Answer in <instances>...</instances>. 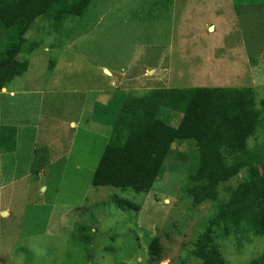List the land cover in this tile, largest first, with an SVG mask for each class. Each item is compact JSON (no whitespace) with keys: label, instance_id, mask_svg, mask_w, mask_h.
I'll return each instance as SVG.
<instances>
[{"label":"rangeland","instance_id":"374dc122","mask_svg":"<svg viewBox=\"0 0 264 264\" xmlns=\"http://www.w3.org/2000/svg\"><path fill=\"white\" fill-rule=\"evenodd\" d=\"M27 36L39 45L18 56L33 62L29 80L24 73L9 87L33 94L17 96L12 120L22 122L27 112L39 124L6 157L11 168L0 179L6 183L0 208L8 203L11 211L0 215V264H152L148 244L155 236L162 245L159 264H198L190 251L217 207L230 198L229 190L247 176L246 169L220 186L217 202L198 206L184 191L189 163L168 161L149 193L96 187L92 177L117 120L116 110L107 113L98 97L111 94L123 102L153 88L234 84L253 86L261 109L264 0H91L83 16H70L60 26L52 18H38ZM204 50L209 57L219 55L218 62L207 64ZM148 69L157 73L147 82ZM211 70H218V79L209 77ZM123 75L128 78L120 80ZM71 120L79 123L73 126ZM261 130L249 138V147L264 143ZM58 138L64 146L73 139L74 154L73 146L65 156L54 153L43 175H34L32 140L52 149L49 140ZM113 196L140 210L118 207ZM216 241L225 264H251L264 252V235L254 232Z\"/></svg>","mask_w":264,"mask_h":264},{"label":"trees","instance_id":"16d2710c","mask_svg":"<svg viewBox=\"0 0 264 264\" xmlns=\"http://www.w3.org/2000/svg\"><path fill=\"white\" fill-rule=\"evenodd\" d=\"M90 4L91 0H0V94L29 68L28 58L18 56L39 47L27 36L36 20L52 18L60 26L70 16H83ZM116 99L107 105V113L116 110L117 120L93 174L94 186L149 193L164 176L168 161L189 163L184 191L198 206L217 202L220 186L246 169L247 176L229 190L230 198L217 207L190 253L198 264H225L219 237L246 231L264 235V143L248 145L249 138L264 128V100L257 108L253 86L153 88L141 97ZM15 136L16 128L0 124V149L6 147L3 139ZM50 163V148L37 147L34 175ZM113 197L120 208L140 210L138 204ZM148 245V263L159 264L160 238H151ZM251 264H264V252Z\"/></svg>","mask_w":264,"mask_h":264},{"label":"crops","instance_id":"0c3cea01","mask_svg":"<svg viewBox=\"0 0 264 264\" xmlns=\"http://www.w3.org/2000/svg\"><path fill=\"white\" fill-rule=\"evenodd\" d=\"M215 27L213 25H210L209 26V29L213 30ZM213 49V46H210L209 50ZM50 51V47L48 46H44V52H49ZM200 51V50H199ZM208 50H204L205 54H201V52H199L201 54V56L204 58V61L209 64V63H214V62H218V56H211L209 57V54H206ZM198 53V52H196ZM198 53V54H199ZM19 58V57H18ZM21 60V59H20ZM24 60V59H23ZM48 63V65L50 66L49 68L50 69H53L54 67H56L55 65V62L54 60H50V61H46ZM54 62V63H53ZM32 60H31V64L29 65V68L28 70L25 72L28 74V80H29V74L31 73V67H32ZM52 63V65H51ZM47 65V64H46ZM46 67V66H45ZM55 69V68H54ZM108 70V69H106ZM109 71V70H108ZM153 72H154V75L157 73L155 72L154 69H148L146 70V74L149 75V77L145 78L146 81L148 82V80L150 79H153L154 78V75H153ZM162 74V72H160ZM152 74V76L150 75ZM108 75H111V72L109 71V74ZM217 75H218V70H211L210 72V75L209 77L213 80H216L218 79L217 78ZM104 76H107V75H104ZM158 76V75H156ZM19 77V76H18ZM165 76L164 75H161V76H158L157 78H164ZM17 78V77H16ZM128 78V76H122L120 78V80L122 79H126ZM136 79V78H135ZM10 85V84H9ZM9 85L4 88L0 94V124L2 126H6V127H13V128H16V136L13 138V139H9V138H5L2 140V142L4 143L3 145H6V147H1L0 149V179L2 178V176L5 175V172L7 170H9L11 168V165L10 167H7V164H9V161L6 157L11 156L12 154H15L18 150V147L21 145V143H23V137L25 136V134L27 133V131L29 129H37V126H38V122L34 120V117L32 115H29L26 114L24 115V118H22V122H18V121H14L12 120V117H13V111H12V107L13 105L15 104V101L17 100V96L18 95H23L27 98H31V94H33V91H29V90H22V91H17L13 88H10ZM223 85V84H222ZM230 86V85H229ZM231 86H235L234 84H231ZM34 88V87H33ZM101 92H107L105 90H102L100 91ZM101 96V95H100ZM107 96H112V98L114 97L113 95L111 94H107L106 97H98V99L102 98L104 102H106L105 106H107L109 104L110 101L107 99ZM26 101V100H25ZM3 102L4 104V109H2L1 107V103ZM24 102V100H23ZM99 103V101H98ZM84 104V103H83ZM101 104V103H100ZM54 120V119H53ZM70 122H72V125L74 126L75 122H78L79 121H75V120H71ZM80 124L77 125V129L79 127ZM74 130L76 131V128H74ZM33 136L37 137V131H34L33 132ZM34 140V139H33ZM33 140H32V144L33 145L31 147V161L33 162V159H34V151L36 149V147H38L39 145L41 144H33ZM37 140V139H36ZM51 141V146H52V149L50 148L51 150V162H52V155L55 153V154H61L62 155H66L67 152L69 153L70 152V148L72 149V146H73V149H72V155L74 154L75 152V144H74V141L73 139H71L69 141V143H65V146H64V142L62 143V139H52V140H49ZM54 142H55V145H54ZM76 142H77V139H76ZM75 142V143H76ZM37 143V142H36ZM88 144V143H87ZM43 145V144H42ZM34 148V150H33ZM3 160H4V164L3 163ZM60 160V159H57V161ZM54 161V160H53ZM50 165V164H49ZM14 168V167H13ZM46 169V168H45ZM41 170L40 173L37 175L38 177L39 176H42L43 175V172L44 170ZM11 177H15V173L12 174ZM6 183L3 182V180H0V189L5 185ZM45 188V185H43V189ZM3 201V200H2ZM1 202V200H0ZM0 206H2V203H0ZM5 208L4 209H1L0 210V215L1 216H8L9 213H10V204L8 203H5L3 205ZM1 237V236H0Z\"/></svg>","mask_w":264,"mask_h":264},{"label":"water","instance_id":"95a60500","mask_svg":"<svg viewBox=\"0 0 264 264\" xmlns=\"http://www.w3.org/2000/svg\"><path fill=\"white\" fill-rule=\"evenodd\" d=\"M106 73H107V74H109V71H108V70H106Z\"/></svg>","mask_w":264,"mask_h":264}]
</instances>
